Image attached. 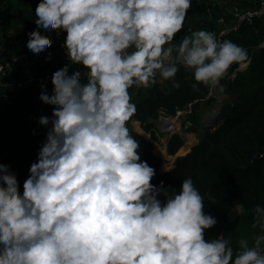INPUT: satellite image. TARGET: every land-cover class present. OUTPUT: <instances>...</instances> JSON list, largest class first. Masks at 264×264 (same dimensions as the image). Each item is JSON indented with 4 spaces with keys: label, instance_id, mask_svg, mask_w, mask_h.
Listing matches in <instances>:
<instances>
[{
    "label": "clouds",
    "instance_id": "1",
    "mask_svg": "<svg viewBox=\"0 0 264 264\" xmlns=\"http://www.w3.org/2000/svg\"><path fill=\"white\" fill-rule=\"evenodd\" d=\"M190 7L191 0L37 4L27 48L44 56L53 43L44 36L66 32L69 63L53 73L51 95L41 85L39 99L54 107L39 124L51 127L22 194L0 163V264H264V206L253 208L260 234L251 246L242 238L234 252L224 235L206 240L217 220L203 211L193 181L179 191L152 184L155 170L128 127L136 112L129 89L158 77L179 88L182 66L223 91L231 66L249 60L246 49L203 29L175 44ZM72 64L86 71L69 74Z\"/></svg>",
    "mask_w": 264,
    "mask_h": 264
},
{
    "label": "trees",
    "instance_id": "2",
    "mask_svg": "<svg viewBox=\"0 0 264 264\" xmlns=\"http://www.w3.org/2000/svg\"><path fill=\"white\" fill-rule=\"evenodd\" d=\"M13 4L14 0H0V23L9 17ZM202 4L208 13L203 24L183 29L175 44L192 31L203 29L214 33L219 19H232L224 8L207 1ZM36 19L24 21L25 31L20 37L37 29ZM12 38L2 46L4 49L9 47ZM224 40L246 49L250 65L230 77L240 65L233 64L228 70L229 75L221 81L227 100L221 108L222 121L215 130L204 128L202 119L216 101L210 98L194 104L189 132L199 134V144L186 155L177 157L175 167L167 172L161 171L162 160L153 153L152 143L142 135L132 133L131 129L130 132L139 141L140 159L155 170L151 183L159 186L163 181L164 188L179 191L183 180L190 178L204 197L203 211L217 220L206 231L205 239L224 235L236 252L242 238L251 246L254 237L260 234L259 229L252 226L253 208L264 206V47H259L264 41V20L244 26ZM84 71L83 67L82 73ZM38 73H45L40 65ZM176 80L180 83L179 88L172 87L171 81L161 82L158 77L157 83L148 88L129 89L136 112L128 125L133 119L140 121L144 130L155 135V122L162 111L174 115L189 103L205 98L206 87L197 83L191 72L180 67ZM39 94L37 88L31 87L11 93L10 104L0 100V157L5 156V164L17 178L21 194L30 166L37 161L40 146L51 127L50 124H39L41 116H52L54 107L41 102ZM183 145V137L175 134L168 144L169 154L175 156ZM158 199L163 202L165 197L161 194ZM238 206L242 207V212L232 221L231 213Z\"/></svg>",
    "mask_w": 264,
    "mask_h": 264
},
{
    "label": "built area",
    "instance_id": "3",
    "mask_svg": "<svg viewBox=\"0 0 264 264\" xmlns=\"http://www.w3.org/2000/svg\"><path fill=\"white\" fill-rule=\"evenodd\" d=\"M204 1L219 4L218 0H191V7L187 11H195L196 3ZM226 10L232 16V19L227 21L225 18H221L217 21L218 28L214 33L217 35L219 40H224L228 36L239 32L246 25H252L258 20H264V0H258L257 4L253 7H234L229 9L226 8ZM52 33L57 34V31L53 30ZM64 34H66V32L59 33V35ZM180 34L181 32L177 34L176 38H179ZM41 35L44 36V33L41 32ZM28 39L29 35L22 37L14 36L10 39L9 47H7V49L2 47L4 45H0V88L2 89L0 93V100L4 102V104L11 103V93L31 87H35L39 90V96L42 92L41 85L45 86L47 94H52L51 86L53 84L51 82V78L54 72L49 74H39L38 63L32 53L30 51H20L21 45L24 43L27 44ZM259 47H264V41L259 45ZM249 65L250 61L240 64L230 77H235L237 71L247 69ZM83 67L84 66L77 64L75 68L69 71V74H72L75 71L82 72ZM184 69L191 72L189 69ZM226 75H229V72ZM194 87L197 89V85H194ZM134 88L138 89L140 87ZM225 97L226 95L224 90H210L206 87L205 98L189 103L185 108L177 110L174 115L162 112L155 124L156 129L164 135V143H169L175 134L182 135L189 132V129L192 126V122L189 117L193 115V105L199 101H205L210 98L216 101L215 104L217 110H215L212 114L206 115L204 123L205 127L212 126L213 124L218 125L222 121L219 114V109H221L220 104L223 102ZM0 163L5 164V156L0 157Z\"/></svg>",
    "mask_w": 264,
    "mask_h": 264
},
{
    "label": "crops",
    "instance_id": "4",
    "mask_svg": "<svg viewBox=\"0 0 264 264\" xmlns=\"http://www.w3.org/2000/svg\"><path fill=\"white\" fill-rule=\"evenodd\" d=\"M218 2H219V4H216L217 6L224 8V9H226V8L229 9V8H234V7H239V8L252 7V6H255L257 4L258 0H218ZM202 3H204V2H197L196 3L195 11H191V12L187 11L186 19H185V23H184V29L185 28H194L197 24H203L204 18H206V14H208V13L206 12ZM66 35L67 34L58 35V34L52 33L51 36H47L48 39H51L53 41L50 49H52V48L56 49V51H55L56 54L58 52V54L55 55L56 57H55V60L53 62L46 63L41 59V57H38V58L35 57L37 60L38 66L40 65L42 68L45 69L44 74H49V73L55 72V71L61 69L62 67H64L65 64L69 63L67 56H66L65 49L62 47V44L64 43V41L66 39ZM76 65L77 64H72L71 67L69 68V71H71L73 68H75ZM1 91H2V89L0 88V93H1ZM205 116H206V114H205ZM203 121H204V117L202 119V122ZM130 129H131L132 133H138V134L142 135L147 141L152 143L153 153L155 155H157L158 157H160L162 161L166 160L168 162V164L170 163L169 170H172L175 167L177 157L186 155L187 153L191 152L192 148L195 145L199 144V136L197 135V133L187 132V133L182 134V135L180 134L184 139V145L181 147V149L178 151V153L175 156H173V155H170L168 152V144L169 143H167V144L164 143V140H163L164 135L162 133H160L157 129H156V131H154L155 135H153L152 133L147 132L146 130L143 129L140 121H137L134 119L131 121ZM154 136H156V137H154ZM182 149L184 150L183 152H181ZM161 171L167 172L166 170H161ZM241 212H242V207L241 206L236 207L232 211L230 219L232 221L235 220L240 215Z\"/></svg>",
    "mask_w": 264,
    "mask_h": 264
},
{
    "label": "rangeland",
    "instance_id": "5",
    "mask_svg": "<svg viewBox=\"0 0 264 264\" xmlns=\"http://www.w3.org/2000/svg\"><path fill=\"white\" fill-rule=\"evenodd\" d=\"M14 2H15V4H13V6L11 8L9 17L5 21L0 23V45L6 44L9 40V38L14 37V36H19V35H22L24 33V31H25L24 21L28 18L35 19V17H36L35 9H36L37 4L40 2V0H14ZM45 39H48V37L45 36ZM20 51H28L26 43L21 45ZM55 51H56V49H53V48L50 49L49 48L47 50L46 54L44 56H40V57L46 63L53 62L55 60V57H56L55 55L58 54V52L56 54ZM49 54L51 56L50 60L47 59V56ZM226 100H227V96L224 98L223 102L220 104L221 108L224 105ZM215 110H217L216 104H214L213 109L208 111L206 113V115L212 114ZM205 117L206 116L204 115V119H205ZM128 126L130 129L131 122L129 123ZM202 126L205 128L204 121L202 123ZM197 135H199V134H197ZM183 151L184 150L182 149L181 152H183ZM169 168H170V163L168 164V162L166 160H163L162 164H161V170H165V169H169Z\"/></svg>",
    "mask_w": 264,
    "mask_h": 264
},
{
    "label": "water",
    "instance_id": "6",
    "mask_svg": "<svg viewBox=\"0 0 264 264\" xmlns=\"http://www.w3.org/2000/svg\"><path fill=\"white\" fill-rule=\"evenodd\" d=\"M28 51H30V50L28 49ZM219 114H220V118L222 119L223 118V114H222V110L221 109H219ZM206 128H208L209 130H215L217 128V125L213 124L212 126H209V127H206Z\"/></svg>",
    "mask_w": 264,
    "mask_h": 264
}]
</instances>
